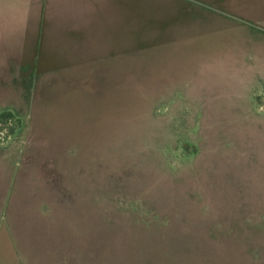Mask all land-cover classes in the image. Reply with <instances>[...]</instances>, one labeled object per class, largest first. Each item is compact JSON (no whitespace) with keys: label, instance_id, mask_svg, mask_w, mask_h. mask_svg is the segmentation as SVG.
<instances>
[{"label":"rangeland","instance_id":"1","mask_svg":"<svg viewBox=\"0 0 264 264\" xmlns=\"http://www.w3.org/2000/svg\"><path fill=\"white\" fill-rule=\"evenodd\" d=\"M90 5L24 80L0 38V264H264V0Z\"/></svg>","mask_w":264,"mask_h":264},{"label":"crops","instance_id":"2","mask_svg":"<svg viewBox=\"0 0 264 264\" xmlns=\"http://www.w3.org/2000/svg\"><path fill=\"white\" fill-rule=\"evenodd\" d=\"M91 1L84 0V4H82V0H25L24 5L18 9L15 3L11 6L4 4L6 5L5 9L2 4V8L0 7V38H6V36H9L8 38L10 39L16 38L18 49L14 53L17 58L16 63L12 61L14 57L10 54V51L7 52L6 56L0 57L3 59V62L0 60V82L5 85L16 80L14 74L11 73L12 63H15V68L18 67L17 76L22 80L33 75L32 71L23 77L22 69L24 65L29 63L32 69L38 67L35 66L34 60L39 57L40 61H38L42 68H56V65L62 62L60 61L62 58L60 55H64L57 49L58 47L54 46L56 40L59 39L60 41L62 37H65L68 38L69 43L74 41L75 35L71 34L72 31L79 29V24L86 20L85 15H80L81 5L90 7ZM78 40L80 42V39ZM39 41H41V47L38 45ZM28 67L30 69L29 65ZM41 67L40 70H42ZM230 68L247 70L249 65H234V67ZM28 78L27 81H29ZM38 79L36 77L35 81H39ZM31 82L33 83L34 81ZM196 83L200 94H206L204 87L209 85V80H200V83L198 81ZM21 89L23 90L24 88ZM24 103H26V100ZM207 109L209 107L206 106L203 110ZM55 191L52 190L51 192L56 196Z\"/></svg>","mask_w":264,"mask_h":264},{"label":"trees","instance_id":"3","mask_svg":"<svg viewBox=\"0 0 264 264\" xmlns=\"http://www.w3.org/2000/svg\"><path fill=\"white\" fill-rule=\"evenodd\" d=\"M12 116L13 114L10 111H6L1 114V118L3 119H6V118L8 119L9 117H12Z\"/></svg>","mask_w":264,"mask_h":264}]
</instances>
